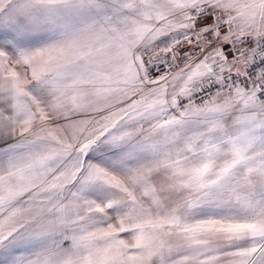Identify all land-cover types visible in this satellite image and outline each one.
Listing matches in <instances>:
<instances>
[{"label":"snow or ice","instance_id":"obj_1","mask_svg":"<svg viewBox=\"0 0 264 264\" xmlns=\"http://www.w3.org/2000/svg\"><path fill=\"white\" fill-rule=\"evenodd\" d=\"M0 264H264V0H0Z\"/></svg>","mask_w":264,"mask_h":264}]
</instances>
